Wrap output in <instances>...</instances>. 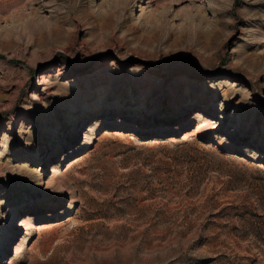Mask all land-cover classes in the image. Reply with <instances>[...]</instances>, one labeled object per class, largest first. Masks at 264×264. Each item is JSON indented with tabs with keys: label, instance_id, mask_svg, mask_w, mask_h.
Instances as JSON below:
<instances>
[{
	"label": "rangeland",
	"instance_id": "obj_1",
	"mask_svg": "<svg viewBox=\"0 0 264 264\" xmlns=\"http://www.w3.org/2000/svg\"><path fill=\"white\" fill-rule=\"evenodd\" d=\"M0 264H264V0H0Z\"/></svg>",
	"mask_w": 264,
	"mask_h": 264
},
{
	"label": "bare ground",
	"instance_id": "obj_2",
	"mask_svg": "<svg viewBox=\"0 0 264 264\" xmlns=\"http://www.w3.org/2000/svg\"><path fill=\"white\" fill-rule=\"evenodd\" d=\"M211 106H212V105H211ZM197 113H198V112H196V113L193 114V115H196L195 118H194L195 120H197V119H199V117H201V115H200V114H197ZM190 118H191V117H190ZM189 121H190V120H188V121L185 122V123H182V125H184V127L189 126ZM178 125H180V124H177L176 126H178ZM174 126H175V125H174ZM181 129H182V128H181ZM5 174H6V173H5ZM5 174H4V175H5ZM4 175H2V176H4ZM35 200H36V199H34L33 201L30 200L29 202H30V203H31V202L33 203V202H35ZM6 245H7V244H6V241H2L1 246H2V247H5Z\"/></svg>",
	"mask_w": 264,
	"mask_h": 264
},
{
	"label": "trees",
	"instance_id": "obj_3",
	"mask_svg": "<svg viewBox=\"0 0 264 264\" xmlns=\"http://www.w3.org/2000/svg\"><path fill=\"white\" fill-rule=\"evenodd\" d=\"M256 230H257V229H256ZM258 231H259V230H258ZM260 233H261V232H257V233H256V236H257V234H260Z\"/></svg>",
	"mask_w": 264,
	"mask_h": 264
}]
</instances>
